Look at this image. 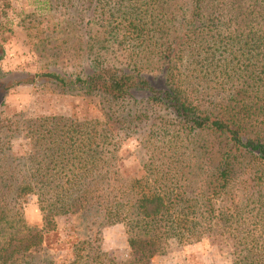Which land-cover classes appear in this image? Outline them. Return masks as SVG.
Listing matches in <instances>:
<instances>
[{
	"label": "trees",
	"instance_id": "obj_1",
	"mask_svg": "<svg viewBox=\"0 0 264 264\" xmlns=\"http://www.w3.org/2000/svg\"><path fill=\"white\" fill-rule=\"evenodd\" d=\"M151 8L159 22L146 26L144 18ZM127 10V24L110 32L113 38L122 34L125 41L113 45L128 53L133 38H143L138 45L144 46L147 36L153 35L148 39L155 43L145 49L155 48L151 52L159 69L146 71L117 57L107 60L99 52L74 77L17 76L0 67V108L10 90L42 78L65 90L115 101L141 100L169 111L188 137L201 138L196 160L202 159L206 179L196 193L189 185L190 171L179 160H170L141 178L115 186L119 174L109 166L114 155L100 143L104 134L100 136L95 128L87 133L85 124L56 117L28 122L26 139L32 152L14 159L10 127L0 114V264H35L45 235L57 228L56 218L94 213L99 225H127L133 258L120 264H150L166 253L170 241H201L218 235L220 228L230 231L234 264H264V188L257 187L264 178V0H187L181 8L176 5L177 12L170 16L162 0H130ZM169 20L179 27L170 26ZM3 57L0 46V61ZM213 69L222 84L230 85L221 86L222 94L228 95L221 102L216 96L209 101L199 97V86ZM217 156L218 163L209 171L207 162ZM242 159L260 168L243 166ZM241 169L243 175L250 170L246 183L253 177L255 184L244 188L246 204L253 200L249 189L258 197L252 201L256 214L247 225L236 213L235 202L221 211L214 203L232 196ZM28 196L38 199L41 229L29 227L22 217V200ZM250 225L258 229L252 231ZM82 250H74L69 264H105L103 254Z\"/></svg>",
	"mask_w": 264,
	"mask_h": 264
},
{
	"label": "rangeland",
	"instance_id": "obj_2",
	"mask_svg": "<svg viewBox=\"0 0 264 264\" xmlns=\"http://www.w3.org/2000/svg\"><path fill=\"white\" fill-rule=\"evenodd\" d=\"M162 2L165 13L170 16V13L174 15L177 12L176 5L181 8L187 0ZM129 6L130 0H0V46L4 50L0 67L4 73L17 76L56 73L74 77L76 71L87 67L90 58L99 52L107 60L117 57V61L136 62L146 71L154 67L159 69L157 57L151 52L155 48L151 46L147 51L145 49L146 45L155 43V40L148 39L153 35L147 36L144 46L138 45L143 38H133V46L128 53L121 52L112 43L125 41L122 34L119 38H113L110 32L113 27L127 24ZM187 8L185 6L184 10ZM152 9L151 17L144 18L146 26L159 22ZM168 24L179 27L178 22L170 24L169 20ZM245 64L250 66L248 62ZM216 71L213 69L209 76L205 75L199 86L202 101H209L216 96V101L221 102V97L228 96L222 94L221 86L230 88V85L227 81L222 84ZM202 104L206 106L204 102ZM0 114L10 127L9 147L14 159L26 157L32 152L26 139L28 122L56 117L85 124L87 133H92L95 128L100 136L104 134L100 143L107 154L114 155L109 166L119 174L115 186L141 178L145 171L163 167L170 160H179L190 171L189 185L196 193H199L206 179L205 174H208L202 159L196 160L202 151L201 138L188 137L169 111L147 106L141 100L115 101L83 91L65 90L42 78L34 84L10 90ZM242 160L243 166L260 168L253 163L248 164L247 159ZM218 161L217 156L211 163L207 162V169L211 168V171ZM243 170H238L232 196L225 195L214 203L221 211L222 208L227 210L230 203L235 202L234 206L239 207L236 213L247 225L252 223L249 219L256 214L252 201L256 202L258 197L252 196L253 189H249L248 196L253 200L249 206L246 204L244 188L246 185L254 187L255 184L253 177L246 183L250 170L244 175ZM257 187L264 188V178L261 186ZM21 209L22 217L29 227H43V216L36 196L25 197ZM98 216L95 213L92 216L68 214L56 218L57 228L45 235L41 250L35 254V264H69L74 259L76 248L103 254L105 264L130 261L133 252L129 246L127 225H99L100 222L95 223ZM248 229L256 231L258 227L250 225ZM216 231L218 235L206 236L201 241L182 244L170 241L166 253L155 256L150 264H234L230 231L224 228Z\"/></svg>",
	"mask_w": 264,
	"mask_h": 264
}]
</instances>
